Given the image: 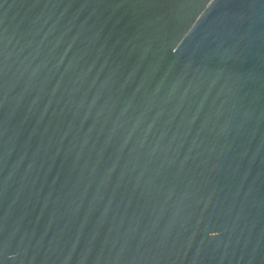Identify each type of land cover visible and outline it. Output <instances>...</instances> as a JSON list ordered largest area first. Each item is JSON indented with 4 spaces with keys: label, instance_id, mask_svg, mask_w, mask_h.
I'll return each instance as SVG.
<instances>
[{
    "label": "water",
    "instance_id": "obj_1",
    "mask_svg": "<svg viewBox=\"0 0 264 264\" xmlns=\"http://www.w3.org/2000/svg\"><path fill=\"white\" fill-rule=\"evenodd\" d=\"M0 264H264V0H0Z\"/></svg>",
    "mask_w": 264,
    "mask_h": 264
}]
</instances>
